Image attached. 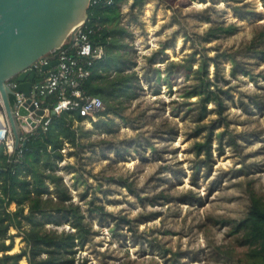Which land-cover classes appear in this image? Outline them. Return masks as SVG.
<instances>
[{
	"label": "rangeland",
	"instance_id": "rangeland-1",
	"mask_svg": "<svg viewBox=\"0 0 264 264\" xmlns=\"http://www.w3.org/2000/svg\"><path fill=\"white\" fill-rule=\"evenodd\" d=\"M185 1L145 0L132 7L128 0L121 6L122 25L132 34L124 57L138 80L134 98L121 117L104 118L106 125L96 126L97 117L84 120L79 146L65 144L61 150L55 174L93 232L76 248V263L240 264L241 232H232V226L247 213L248 182L264 197V61L246 50L264 28V8L261 0ZM214 23L233 24L236 33L203 42ZM202 61L207 78L228 95L222 96V116L214 104L206 106L202 124L218 127L205 168L199 163L204 155L192 151L195 141H203L194 136L190 112L198 98H183L196 81L180 68L193 71ZM243 166L246 175L236 177ZM49 190L54 198L51 185ZM189 192L197 199L179 201ZM122 217L131 224H123ZM46 229L70 231L67 224ZM16 233L9 228V235ZM24 245L15 236L8 254Z\"/></svg>",
	"mask_w": 264,
	"mask_h": 264
},
{
	"label": "trees",
	"instance_id": "trees-1",
	"mask_svg": "<svg viewBox=\"0 0 264 264\" xmlns=\"http://www.w3.org/2000/svg\"><path fill=\"white\" fill-rule=\"evenodd\" d=\"M127 1L115 0L111 6H90L87 10L86 24L95 30V34L90 38L91 42L95 46H102L105 53L102 60L92 65L91 74L83 88L85 94L98 97L104 105L103 110L96 116L99 119L96 126L106 125L108 122H105L104 118L109 115L121 117L124 104L134 98L133 87L138 80L135 72H129L132 63L124 57L128 46L125 41L132 37V34L121 22V6ZM144 1L132 0V7H140ZM163 1L171 3L174 0ZM196 1L203 3L205 0H186L185 3ZM261 2L264 8V0ZM235 33L236 27L233 24L224 26L214 23L202 36V41L218 40ZM246 50L264 61V28L252 38ZM170 66L173 67V64ZM214 66L218 71V62H214ZM180 68L183 69L185 77L191 74L192 79L196 81L185 89L183 98H198L190 112L195 122L194 136H203V141H195L192 151L196 157L204 155V159L199 160V163L205 168L211 157L212 133L218 127L202 124V120L209 113L206 106L209 103L214 104V111L222 116L225 109L222 96L228 95L227 91L221 90L215 82L207 78L205 61L193 71L190 66ZM168 71V74H171L172 71ZM165 81L169 84L167 77ZM49 103L56 104V97L44 101L41 106L44 108ZM50 119L46 131L38 127L32 135L26 136L20 154L16 151L9 155L4 143L0 145V264H18L21 258H25L28 264H85L76 263V248L84 247L93 232L80 207L71 201L62 178L55 174L58 163L64 158L61 153L64 145L68 144L72 148L79 146L78 140L85 133L79 124L84 119L77 112L52 114ZM74 124L78 126L75 128ZM195 169L192 177L197 173V165ZM246 173V166H243L237 170L236 177ZM50 185L56 195L54 198L50 197ZM247 194V213L241 221L232 226V232H241L236 242V246L243 249L238 262L264 264V197L254 191L250 182L247 184ZM196 199L189 192L180 197L179 201L189 203ZM10 204H15V211L8 210ZM92 211L103 212V209L94 207ZM120 221L125 225L131 224V221L123 217ZM62 224L69 225L70 231L57 233L46 229L48 225ZM10 227L17 231L15 236L25 243L24 248L17 254H8L15 237L8 234ZM7 241L9 244H6Z\"/></svg>",
	"mask_w": 264,
	"mask_h": 264
},
{
	"label": "water",
	"instance_id": "water-1",
	"mask_svg": "<svg viewBox=\"0 0 264 264\" xmlns=\"http://www.w3.org/2000/svg\"><path fill=\"white\" fill-rule=\"evenodd\" d=\"M89 3L90 0H0V97L13 135L14 152L19 145L16 125L26 127V122L22 118L15 122L13 118L17 98L7 82L15 77L18 85L14 91L27 98L35 79V73L28 68L61 48L70 32L87 20ZM56 65L57 61H52L42 71ZM29 104L30 100H26L18 109L20 117L33 111ZM35 115L43 113L36 111ZM20 145L23 147L25 141Z\"/></svg>",
	"mask_w": 264,
	"mask_h": 264
},
{
	"label": "built area",
	"instance_id": "built-area-1",
	"mask_svg": "<svg viewBox=\"0 0 264 264\" xmlns=\"http://www.w3.org/2000/svg\"><path fill=\"white\" fill-rule=\"evenodd\" d=\"M114 2L115 0H90L89 7L111 6ZM86 21L70 32L60 49L40 58L28 68L35 73V79L27 98L14 91L18 85L15 77L7 82L9 90L17 98L16 111H12L13 118L15 122L19 118L26 122V127L16 125L19 145L15 152L17 151L18 154L21 153L20 143L26 140L28 134L32 135L38 127L42 131L47 130L52 114L77 112L84 120H94L103 110L101 99L87 95L83 90L84 83L91 74L92 65L105 56L102 46L92 44L90 38L95 34V30L89 27ZM52 61H57V65L49 71H42V67L49 65ZM52 97H56V104L49 103L43 108L41 103ZM26 100H30L28 107L32 106L33 111L29 112L26 117H20L18 109L24 105ZM28 107L25 109L28 110ZM36 111H42L43 115H35ZM33 114L34 117H32ZM3 143L6 153L12 155L14 139L0 97V145Z\"/></svg>",
	"mask_w": 264,
	"mask_h": 264
}]
</instances>
